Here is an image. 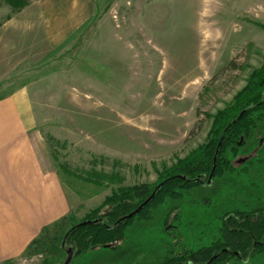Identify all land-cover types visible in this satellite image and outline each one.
Returning a JSON list of instances; mask_svg holds the SVG:
<instances>
[{"label":"rangeland","instance_id":"1","mask_svg":"<svg viewBox=\"0 0 264 264\" xmlns=\"http://www.w3.org/2000/svg\"><path fill=\"white\" fill-rule=\"evenodd\" d=\"M29 2L37 12L19 16L0 0V96L26 86L39 149L72 210L13 264H63L71 227L120 189L156 187L206 143L214 116L264 61V0ZM233 165L152 220L134 218L115 248L71 264H162L211 246L223 215L264 207V121Z\"/></svg>","mask_w":264,"mask_h":264},{"label":"trees","instance_id":"2","mask_svg":"<svg viewBox=\"0 0 264 264\" xmlns=\"http://www.w3.org/2000/svg\"><path fill=\"white\" fill-rule=\"evenodd\" d=\"M4 1L14 12H20L30 4L29 0ZM243 111H247V114L233 124ZM255 115L258 116L257 119ZM257 121H264V61L249 75L246 85L234 96L231 104L214 116L206 143L179 160L171 169L165 170L160 176L161 183L154 188L148 184H140L120 189L107 197L84 221L71 227L62 238L65 247H61L66 257L67 251L73 253L75 258L96 248H115L124 240V229L134 218L116 227L113 225L133 213L165 181L169 180L157 192L155 199L136 217L152 220L154 210L167 199H182V192L207 183L214 166V178L233 172L236 169L233 160L239 156L240 149L252 139V131ZM178 176L186 180L179 179ZM254 214L256 215L252 217L242 213L225 215L221 218L220 239L197 251L185 248L167 257L162 264H222L232 255L230 252L221 253L223 249L251 254L264 252V213ZM86 221L98 222L79 226Z\"/></svg>","mask_w":264,"mask_h":264},{"label":"crops","instance_id":"3","mask_svg":"<svg viewBox=\"0 0 264 264\" xmlns=\"http://www.w3.org/2000/svg\"><path fill=\"white\" fill-rule=\"evenodd\" d=\"M33 7L28 5L18 15L37 12ZM73 16L78 30L79 12ZM25 90L26 86L0 96V264L27 256L72 210L61 178L48 168L39 149Z\"/></svg>","mask_w":264,"mask_h":264},{"label":"water","instance_id":"4","mask_svg":"<svg viewBox=\"0 0 264 264\" xmlns=\"http://www.w3.org/2000/svg\"><path fill=\"white\" fill-rule=\"evenodd\" d=\"M247 114V111H243L240 116L235 120L233 121V124H235L236 122L240 121L245 115ZM220 146H221V143H220ZM216 162V160H215ZM215 167L214 166V169H213V172L210 176V179L207 183H203V185L205 186H209L212 184V180L214 179V175H215ZM179 179H183V180H186L184 177L182 176H178ZM167 182H169V180L165 181L164 183L160 184L156 189L155 191L153 192V194L146 200L144 201L133 213H131L130 215L122 218L121 220H119L115 225H113V227H116L117 225H119L120 223H123V222H126L128 220H131L133 218H135L137 215L140 214V212L145 208L147 207L156 197L157 195V192L162 188V186H164ZM98 221H86V222H83L81 223L79 226H85V225H89V224H97ZM62 247L64 248L65 247V243L63 242L62 243ZM112 246H106L104 248H111ZM67 258L65 260V262L63 264H71L73 259H74V254L71 253L70 251H67Z\"/></svg>","mask_w":264,"mask_h":264},{"label":"flooded vegetation","instance_id":"5","mask_svg":"<svg viewBox=\"0 0 264 264\" xmlns=\"http://www.w3.org/2000/svg\"><path fill=\"white\" fill-rule=\"evenodd\" d=\"M256 212L259 213V214L260 213H264V207H260V208H256V209H250V210H247V211L229 212V213H226L225 215H228V214L234 215V214H239V213L241 214L242 213V214H248L249 217H252L253 215H256V214H254ZM169 215H170V213H168L167 217H169ZM225 215H223L222 217H224ZM153 216H154V213H153ZM176 218H178V215H176ZM168 223H169V218L166 219V225L167 226H168ZM221 227H222V225L220 226V235L217 237V239H220L222 237ZM224 252H230V253H232V255H231V258L228 259V261L226 263H222V264H251L253 262L252 260L254 258H256L257 256H260V255L264 254V252L258 253V254H251L250 252H248V253H241V252H236V251H233L232 252L229 249H223L221 251V253H224Z\"/></svg>","mask_w":264,"mask_h":264}]
</instances>
